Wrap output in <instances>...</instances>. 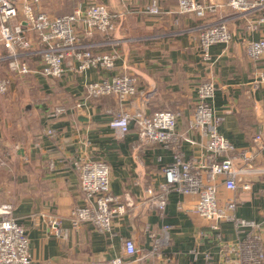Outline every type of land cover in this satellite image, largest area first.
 Listing matches in <instances>:
<instances>
[{
    "label": "crops",
    "instance_id": "1",
    "mask_svg": "<svg viewBox=\"0 0 264 264\" xmlns=\"http://www.w3.org/2000/svg\"><path fill=\"white\" fill-rule=\"evenodd\" d=\"M222 4L221 0H213ZM152 0H43L36 9L50 16H61L81 5L104 4L111 14H124L116 20L115 31L107 36L113 46L96 49L115 53L110 73L90 69L82 74L67 61L62 79L45 78L39 73L38 59H26L33 73L13 77L6 96L0 97L1 153L8 155V168L0 170V205L11 202L13 215L26 230L32 264H88L123 256V241L132 240L137 248L150 249L151 235L161 237L168 226V240L161 255L147 264H239L228 253L240 238L232 222H221L217 229L193 212L195 198L170 194L163 217L142 205L147 187L164 182L162 169L173 160L170 151L139 141L132 126L120 137L109 127L120 105L113 97L90 101L75 109L88 83L102 77L129 74L136 79L138 92L146 96L125 103L128 111L142 105L146 114L176 111L177 131L196 142L184 143V159L202 160L205 139L197 131L187 132L196 103V88L205 82L215 86L210 105L220 117L219 133L236 150L247 149L257 130L264 126V85L257 83L264 61L253 64L245 54L250 40L264 39V26L253 29L258 15L243 17L229 8L199 19L176 13V0H157L162 14L148 15L144 8ZM224 22L231 33L227 44H217L205 59L197 41L199 29ZM83 34L81 26H77ZM88 38V39H87ZM81 37L83 43L99 44L104 35ZM0 57L5 54L2 46ZM5 76H8L7 64ZM7 75V76H6ZM64 107L66 113L50 118L49 113ZM53 130L54 135H46ZM102 161L110 170V190L122 202L126 194L133 207L114 218L110 233L101 234L89 224L73 230L71 211L82 205L75 160ZM255 165L264 167V154ZM248 189L234 193L218 189L220 204L237 201L235 216L264 222V174L245 179ZM57 220L67 231L56 238L50 221Z\"/></svg>",
    "mask_w": 264,
    "mask_h": 264
},
{
    "label": "built area",
    "instance_id": "2",
    "mask_svg": "<svg viewBox=\"0 0 264 264\" xmlns=\"http://www.w3.org/2000/svg\"><path fill=\"white\" fill-rule=\"evenodd\" d=\"M42 1L0 0V45L5 51L0 62L6 63L8 69V76L0 78V97L9 91L13 77L21 78L33 73L26 60L29 58L38 59L40 75L54 80L63 78L67 61L74 63L78 74L90 69L110 73L115 67V53H101L96 49L114 45L107 36L115 31L116 20H124V14H111L104 4L91 3L79 5L69 14L52 17L36 9ZM176 1L177 14L194 15L199 19L224 7L243 17L261 12L251 27L264 26V0H221L222 4L213 0ZM143 12L153 16L162 14L157 0H152ZM77 26H81L82 35L78 33ZM96 34L104 35L105 40L99 44L81 41V37H94ZM230 40L231 33L222 21L202 26L197 36L205 59H208L212 46L227 44ZM244 49L253 64L264 61V39L247 41ZM257 83L264 85V68L258 73ZM214 92L212 82L202 83L196 88V103L187 124V132L197 131L206 141L205 155L200 161L184 159L182 145H195L196 142L177 131L178 112L163 110L146 114L142 105L133 111L126 109L125 103H132L135 97L143 102L146 96L138 92L132 75L105 76L88 83L82 100L74 108L80 110L87 102L113 97L120 109L111 113L113 118L109 127L117 135L125 136L132 126L141 143L160 146L172 154V162L162 169L164 182L155 189H145L142 205L150 206L163 217L170 194L193 197L192 212L197 217L211 223L213 229H217L221 222L230 221L237 233L244 236L228 249V253L239 258V264H264V222L237 218V201L228 198L220 204L218 197L219 187L231 193L248 189L246 178L264 174V167L255 165L264 154V126L257 130L247 149L236 150L218 131L222 119L214 114L210 105ZM65 113L64 107H57L49 117L55 119ZM46 135L52 137L54 131L48 130ZM8 158L0 150V170L8 168ZM73 167L78 173L82 205L71 211V228L77 230L82 224H89L101 234L110 233L114 218L133 207L128 195L122 202L112 194L110 170L104 162L79 159L73 162ZM13 211L11 202L0 205V264H32L26 230L18 224ZM50 228L56 238L67 237V231L60 227L59 221L51 220ZM168 231L169 227L163 226L161 237L151 235L152 243L148 250L139 249L132 240L125 239L123 256L88 264H147L161 255L168 240Z\"/></svg>",
    "mask_w": 264,
    "mask_h": 264
},
{
    "label": "rangeland",
    "instance_id": "3",
    "mask_svg": "<svg viewBox=\"0 0 264 264\" xmlns=\"http://www.w3.org/2000/svg\"><path fill=\"white\" fill-rule=\"evenodd\" d=\"M0 52H1V47H0ZM4 69H5V64L0 63V78H2L3 75L5 76V74H6ZM4 96H6V95H4Z\"/></svg>",
    "mask_w": 264,
    "mask_h": 264
}]
</instances>
